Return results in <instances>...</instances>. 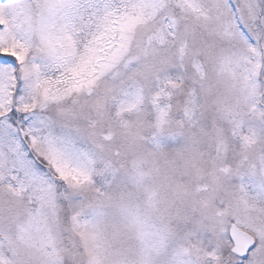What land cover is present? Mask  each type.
Here are the masks:
<instances>
[{
	"label": "snow or ice",
	"instance_id": "obj_1",
	"mask_svg": "<svg viewBox=\"0 0 264 264\" xmlns=\"http://www.w3.org/2000/svg\"><path fill=\"white\" fill-rule=\"evenodd\" d=\"M0 264H264V0H0Z\"/></svg>",
	"mask_w": 264,
	"mask_h": 264
}]
</instances>
